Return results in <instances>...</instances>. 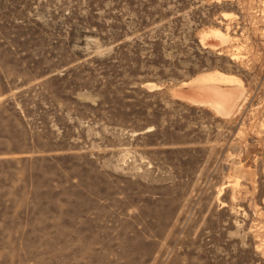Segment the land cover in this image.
I'll return each mask as SVG.
<instances>
[{
    "label": "rangeland",
    "instance_id": "obj_1",
    "mask_svg": "<svg viewBox=\"0 0 264 264\" xmlns=\"http://www.w3.org/2000/svg\"><path fill=\"white\" fill-rule=\"evenodd\" d=\"M212 72L228 115L182 97ZM263 242L264 0H0V264H264Z\"/></svg>",
    "mask_w": 264,
    "mask_h": 264
},
{
    "label": "bare ground",
    "instance_id": "obj_2",
    "mask_svg": "<svg viewBox=\"0 0 264 264\" xmlns=\"http://www.w3.org/2000/svg\"><path fill=\"white\" fill-rule=\"evenodd\" d=\"M211 36H214L223 42H227L230 37L222 33L220 30L209 31V33L205 35V38ZM216 44L211 43L213 46H216ZM237 83L238 80L233 76L221 72H212L200 75L196 79L183 84L180 90L192 87L191 91L182 94L183 98H186L193 103L209 105L214 108L215 111L217 110L219 114L228 115L238 106L237 100L239 99L240 92L232 90V87L237 86ZM262 244H264V242Z\"/></svg>",
    "mask_w": 264,
    "mask_h": 264
}]
</instances>
